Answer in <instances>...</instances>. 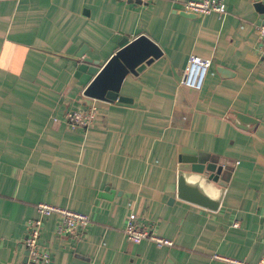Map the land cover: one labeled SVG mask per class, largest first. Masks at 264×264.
<instances>
[{"label":"crops","instance_id":"crops-1","mask_svg":"<svg viewBox=\"0 0 264 264\" xmlns=\"http://www.w3.org/2000/svg\"><path fill=\"white\" fill-rule=\"evenodd\" d=\"M181 1L0 0V264L24 261L38 202L90 218L63 234L57 215L42 218L48 264H230L219 256L264 255V0H225L224 15L184 13ZM140 34L161 55L124 77L119 94L129 101L84 95L93 75L80 68L83 58L100 68L119 37ZM192 53L211 59L199 90L179 83ZM91 104V123L70 128L66 112ZM183 155L222 166L216 209L176 195ZM130 212L171 244L127 240Z\"/></svg>","mask_w":264,"mask_h":264},{"label":"water","instance_id":"water-1","mask_svg":"<svg viewBox=\"0 0 264 264\" xmlns=\"http://www.w3.org/2000/svg\"><path fill=\"white\" fill-rule=\"evenodd\" d=\"M257 8L264 13V6L258 4ZM117 42L120 47L100 68L97 60L83 58L80 68L93 75L83 90L84 95L107 101H129L126 96L119 94L124 77L128 73L137 74L161 55L159 46L145 34H140L131 40H127L126 36L119 37ZM221 170L222 166L215 162L201 161L194 156L183 155L178 164L176 195L206 208L216 209L225 187ZM25 259L26 256L24 261Z\"/></svg>","mask_w":264,"mask_h":264},{"label":"built area","instance_id":"built-area-1","mask_svg":"<svg viewBox=\"0 0 264 264\" xmlns=\"http://www.w3.org/2000/svg\"><path fill=\"white\" fill-rule=\"evenodd\" d=\"M180 9L184 12L195 14L216 12L224 15L227 12L225 0H182L180 2ZM257 30L260 55H264V23L258 24ZM210 65V58L193 53L189 54L179 83L187 88L199 90L204 84ZM95 111L96 105L91 104L85 111L74 110L66 112L64 119L70 128L86 127L91 123ZM35 207L39 216L31 218L27 222L26 234L23 238L27 253L25 261L21 264H48L49 252L38 244V238L41 234L42 218L44 216L51 214L58 216L59 220L56 226V232L61 234L78 232L90 223L88 214L66 207H60L46 202H38ZM122 231L129 241L139 242L143 239H148L159 245L171 244L169 239L156 235L146 227H139L136 222V215L133 212L129 213ZM219 257L230 264H264V255L257 262H248L243 259L225 256Z\"/></svg>","mask_w":264,"mask_h":264}]
</instances>
